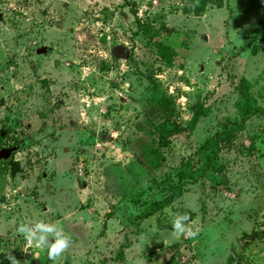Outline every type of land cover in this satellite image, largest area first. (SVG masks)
<instances>
[{"label":"rangeland","instance_id":"374dc122","mask_svg":"<svg viewBox=\"0 0 264 264\" xmlns=\"http://www.w3.org/2000/svg\"><path fill=\"white\" fill-rule=\"evenodd\" d=\"M190 2L0 0V149L26 142L10 158L24 168L14 180L0 160V264L9 251L20 264H264V114L222 147L220 169L141 217L199 166L207 138L240 120L242 77L264 107V0H212L202 14ZM164 96L171 122L187 126L199 103L206 114L163 139ZM176 213L199 235L174 237ZM37 220L71 239L56 261L17 233Z\"/></svg>","mask_w":264,"mask_h":264},{"label":"trees","instance_id":"16d2710c","mask_svg":"<svg viewBox=\"0 0 264 264\" xmlns=\"http://www.w3.org/2000/svg\"><path fill=\"white\" fill-rule=\"evenodd\" d=\"M190 8L189 10L196 13L202 14L205 11L206 5L212 0H190ZM148 30V29H147ZM252 44V41L249 42ZM159 55L164 58L169 65L176 64V58L178 56L177 51L169 44H165L163 42H157ZM259 49L258 43L252 44L253 53H257ZM183 63V62H180ZM239 95H240V110H241V118L240 120H235L230 124H226L220 131H217L214 136H211L205 140L204 143L201 144L198 151V162L199 166H195L193 171H190V176L182 175L180 180L176 183L171 184V193L165 196L162 199L154 201L150 208L143 211L141 214L142 218H147L159 210L165 208L169 203H171L178 193V191L185 185L189 183H196L198 178L209 171L218 170V156L221 152L222 147L226 145L233 144L234 140L237 138L241 130L245 127L246 121L254 114H264V107L260 106L254 96L251 93V82L242 77L240 84L238 86ZM159 113L160 116L165 117L166 120L159 123H155L157 127V131L160 132V137L163 139L180 133L185 130H194L200 120V117L203 114H206L205 106L202 103L197 104L193 108V115L191 120L189 121L187 126H181L176 122H171V117L175 113L176 107L175 102L172 98L164 96L160 100ZM159 138V136H158ZM26 145V142H22L19 148H23ZM150 149L145 148L146 155L149 154V151L152 150V155L148 161L151 163L155 162L158 156L157 150L149 146ZM246 149H251L252 145L245 146ZM16 152V151H15ZM10 159L8 162L10 163ZM159 161V160H158ZM160 163V161H159ZM129 244V243H127ZM119 255L121 258L124 257V245L119 251Z\"/></svg>","mask_w":264,"mask_h":264},{"label":"clouds","instance_id":"9594fccd","mask_svg":"<svg viewBox=\"0 0 264 264\" xmlns=\"http://www.w3.org/2000/svg\"><path fill=\"white\" fill-rule=\"evenodd\" d=\"M201 228L190 222V217L186 213H176L172 219V235L176 238L184 236L194 238L199 235ZM17 233L22 235L29 246L39 249L47 248L48 258L58 260L71 246V239L55 223L37 220L35 222L21 223L17 228ZM28 252L27 248L23 250ZM10 264H20L19 260L6 252ZM34 259L39 260L38 253H32Z\"/></svg>","mask_w":264,"mask_h":264},{"label":"water","instance_id":"95a60500","mask_svg":"<svg viewBox=\"0 0 264 264\" xmlns=\"http://www.w3.org/2000/svg\"><path fill=\"white\" fill-rule=\"evenodd\" d=\"M18 150V147L12 146V147H5L0 149V160L1 161H8L12 154ZM24 172V168L22 166V163L20 160L15 159L10 163V176L14 180L17 176V174ZM83 185H86V183L83 181Z\"/></svg>","mask_w":264,"mask_h":264},{"label":"flooded vegetation","instance_id":"af4514ba","mask_svg":"<svg viewBox=\"0 0 264 264\" xmlns=\"http://www.w3.org/2000/svg\"><path fill=\"white\" fill-rule=\"evenodd\" d=\"M15 147H17V146H15ZM17 151H20V150H19V148H18V150H17ZM13 154H14V153H13ZM13 154H12V155H13ZM12 161H13V159L10 161V163H11ZM10 163H9V164H10Z\"/></svg>","mask_w":264,"mask_h":264}]
</instances>
